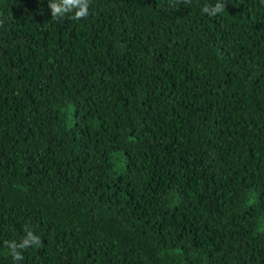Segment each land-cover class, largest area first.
Segmentation results:
<instances>
[{
    "label": "trees",
    "instance_id": "obj_1",
    "mask_svg": "<svg viewBox=\"0 0 264 264\" xmlns=\"http://www.w3.org/2000/svg\"><path fill=\"white\" fill-rule=\"evenodd\" d=\"M222 2L0 0V264H264V0Z\"/></svg>",
    "mask_w": 264,
    "mask_h": 264
},
{
    "label": "clouds",
    "instance_id": "obj_2",
    "mask_svg": "<svg viewBox=\"0 0 264 264\" xmlns=\"http://www.w3.org/2000/svg\"><path fill=\"white\" fill-rule=\"evenodd\" d=\"M50 14L56 18H62L66 14H71L74 18L86 16L88 14V0H48ZM224 10L222 0H216V3L203 8V12L214 15ZM40 237L32 231H28L22 242L18 245L20 248L27 247L30 244H39ZM17 247V245H13ZM17 260L21 259L19 252L15 253Z\"/></svg>",
    "mask_w": 264,
    "mask_h": 264
}]
</instances>
